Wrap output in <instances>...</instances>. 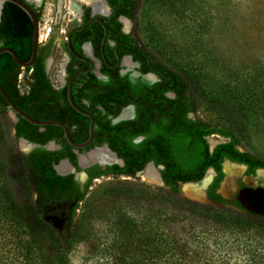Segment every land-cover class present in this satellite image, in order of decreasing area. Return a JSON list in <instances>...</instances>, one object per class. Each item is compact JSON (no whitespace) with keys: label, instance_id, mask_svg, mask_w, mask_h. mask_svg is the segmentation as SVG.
<instances>
[{"label":"trees","instance_id":"1","mask_svg":"<svg viewBox=\"0 0 264 264\" xmlns=\"http://www.w3.org/2000/svg\"><path fill=\"white\" fill-rule=\"evenodd\" d=\"M257 1L260 3L258 10L250 12L248 17L256 20L264 54V0ZM108 2L114 9V16L125 15L136 20L141 0ZM38 15L41 17L40 13ZM32 38L33 23L29 15L16 4L6 2L0 23V47L9 46L22 60H28ZM247 44L252 48V44ZM48 48L49 42L41 43L35 63L25 68L26 90L20 88V74L24 68L10 53H1L0 82L12 100L34 118L56 119L70 125L69 105L51 90L50 76L46 71ZM147 52L158 65L178 77L189 97L195 101L193 110L197 111L198 95L190 84L194 77L173 69L148 47ZM248 63L251 64L248 73L235 90L220 87L225 96L223 104L230 108L231 116L246 118L248 122L257 120L264 125V60L254 63L249 59ZM198 77L202 79L200 73ZM196 82L200 86L201 83ZM9 110L8 102L0 93V224L10 221L19 228L15 230L14 240L10 239L12 245L0 249V264H28L32 257L38 259V264H68L69 253L75 243L83 239L85 230L89 229L88 222L94 218L106 220L113 236L122 239L119 242L113 238L108 246L111 253L120 247L118 259L121 264H219L211 249V238L218 231L221 234L255 231L264 236V209L247 210L239 201L229 202L218 192L225 176V159L246 165L247 174L254 175L258 169H264V157L241 149L242 137L231 117L225 118L224 122L189 120L192 122L189 127L169 129L162 154H151L156 163L164 165L161 173L169 190L148 184L147 189L115 185L108 190L105 201H86L88 206L78 219L77 209L86 199L96 174L114 172L136 176L144 165H111L104 171L99 165L89 167L86 170L90 178L82 191L75 174L62 175L55 168L61 159L69 157L81 170L76 155L68 150L63 128L54 124L39 126L20 115L14 121ZM71 134L76 136L74 130ZM209 134H219L226 140L211 149L204 137ZM88 135L81 137L84 139ZM13 137H23L38 145L24 153L17 148ZM58 138L62 140L60 149L45 147L48 141ZM210 167L216 172L208 187V196L214 203L205 204L181 197V183L200 181ZM93 169L98 172L93 173ZM142 207H145L146 214L139 218L136 211L140 213ZM62 220L64 222L60 223ZM46 240L51 251L45 245ZM247 251L249 259L246 264H264L262 243L257 242Z\"/></svg>","mask_w":264,"mask_h":264},{"label":"rangeland","instance_id":"2","mask_svg":"<svg viewBox=\"0 0 264 264\" xmlns=\"http://www.w3.org/2000/svg\"><path fill=\"white\" fill-rule=\"evenodd\" d=\"M63 1V5H59V0H44L42 3L40 19L42 42L49 39L48 31L54 26L58 27L57 40L63 38L65 33L61 30L67 29L70 24L67 21L70 12L65 5L69 0ZM259 4L257 0H141L140 10L132 27H135L142 42L166 64L185 76H193L201 83L200 87L190 78V84L198 95V114L202 119L224 122L225 118L231 117L242 137L241 149L250 150L264 157V125L259 124L257 120L248 122L246 118L231 116L233 113L223 104L225 96L223 90H220L221 86L228 90H235L238 87V83L251 66L248 63L249 59L254 63L264 60L258 25L256 20L248 17L250 12L258 10ZM251 23H254L253 26ZM247 43L252 44V48H249ZM60 61L59 55L54 63H49L52 81L56 80ZM199 73L202 79H199ZM24 75L23 69L20 75L22 90L27 89ZM8 114L12 117L10 110ZM208 140L213 146L226 139L220 135H212ZM13 142L20 151L26 148L22 146L20 139L13 137ZM225 170L227 179L223 181L220 191L229 198L237 190L240 181H245L254 188H264L263 169H259L254 175H245L241 166L227 162ZM210 174L212 175V172ZM147 184L153 188L169 190L157 182L145 180L142 175H107L95 178L89 186L86 199L77 209L76 217L78 219L81 217L88 206V201H97V203L105 201L108 190L115 185H133L138 189H147ZM201 185V183L192 185L191 191L181 185L180 196L189 198L184 192L201 193ZM197 187L200 191L195 192ZM229 207L233 206L229 205ZM145 214V207L141 208L140 213L136 211V216L139 218H144ZM88 223L89 229L85 230L83 239L76 242L69 253L68 264H121L118 259L120 247L115 248L111 253L108 246L113 238L119 242L122 239L117 238V235L113 236L109 224L104 219L94 218ZM0 226V249L4 247L8 249L13 243L10 239L14 240V233L19 228L11 225L10 221H4ZM211 239L213 258L219 264H246L249 259L247 249L257 242L264 245V236L255 231L246 234H228V232L221 234V231H218ZM45 245L51 251L47 240ZM28 264H38V259L32 257L28 260Z\"/></svg>","mask_w":264,"mask_h":264},{"label":"flooded vegetation","instance_id":"3","mask_svg":"<svg viewBox=\"0 0 264 264\" xmlns=\"http://www.w3.org/2000/svg\"><path fill=\"white\" fill-rule=\"evenodd\" d=\"M74 1L78 8V14L72 15L70 13L67 17L70 24L67 29L61 30L65 33L63 38L57 40L56 29L58 27L54 26L48 31L47 37L49 36V39L42 42H49L48 51L50 54L46 59L48 74V59H51L50 63L52 64L60 55V69L56 73L55 81L50 78V84L54 95H58L62 101L69 105L68 119L70 125L64 123L69 128L71 138L75 142L86 141L90 136L91 118L72 106L70 96L80 108L91 113L95 120L94 136L88 145L77 148L65 137L68 150L76 155L77 165L81 168L78 170L69 157L63 158L76 168V172L69 174H75L80 189L84 191L90 178V173L86 169L94 165L101 166V171L106 170L111 165L123 167L127 163L131 166L143 164L142 170L146 169L148 165H153L159 168L161 173L164 165L156 163L151 154L156 156L162 154L169 129L189 127L192 123L189 120H206L200 117L198 110H193L196 103L189 97V93L182 86L178 77L169 73L163 66L158 65L156 60L147 52V46L136 33L135 27H132L135 20L125 15L114 16V9L108 0H103L108 12L97 11L93 5L85 1ZM43 2L44 0L41 1L40 5H37L35 1L31 2L41 16ZM62 2L64 4L62 0L59 1V5ZM65 5L68 8V3ZM39 18L41 19V17ZM124 19L130 22L128 28H126ZM119 22H121V26ZM46 50L43 51L46 52ZM72 108L79 115L75 114ZM72 130L76 133V138L72 136ZM86 133L89 135L83 139L81 136H85ZM212 135L219 134L204 135L211 149L218 144L212 148L208 140ZM79 136L81 138L77 139ZM50 141H54L58 147L49 150L61 148L62 140L60 138ZM50 141L45 144L46 148ZM97 149H104L106 154L113 155V160L109 161L98 156L89 162V165L82 167L80 165L81 156L87 155V162L91 160L89 152ZM147 157H149L148 160ZM225 161L223 162V171ZM246 169L244 174L252 175L247 174ZM82 171L87 174L84 182L78 175ZM92 172L96 173L98 170L93 169ZM107 175L131 176L127 173L108 172L96 174L93 179ZM215 175L216 172L214 177ZM225 178L226 173L223 181ZM205 180L202 183H205ZM223 181L218 192L229 202L239 201L243 207L245 206L239 199L242 192H262L264 195V188H254L245 181H240L237 190L229 198L220 191ZM261 209H264V206L260 207L258 211Z\"/></svg>","mask_w":264,"mask_h":264},{"label":"water","instance_id":"4","mask_svg":"<svg viewBox=\"0 0 264 264\" xmlns=\"http://www.w3.org/2000/svg\"><path fill=\"white\" fill-rule=\"evenodd\" d=\"M33 1L34 0H0V23L2 21L3 9H4V6H5V3L6 2H12V3L16 4L17 6H19L20 8H22L29 15V17H30V19H31V21L33 23L32 52H31V56H30V58L28 60H22L20 58V56L18 55V53L13 48H11L9 46H2V47H0V54L3 53V52L10 53L12 55L13 59L16 61V63L18 65H20L22 68L31 67L35 63L36 58H37V55H38L39 46L42 43L41 36H40L41 22H40V18H39L38 12L32 6V3L31 2H33ZM41 1L40 2L35 1V2H36L37 5H40ZM50 61H51V59H48V61H47V69L49 67ZM74 76H73V78H74ZM0 93L2 94V96L6 99V101L9 104L10 111H11V114H12V118H13L14 121H17L18 118H19L18 115H20V116L24 117L25 119H27L28 121H30L31 123L36 124V125H39V126H44V125H48V124L58 125V126H60V127L63 128L65 137L75 147H77V148L84 147V146L88 145L91 142V140L93 139V136H94V122H95L94 117L92 116L91 113L86 112L85 110H83L82 108H80L74 102L72 96H70V102H71L72 106L77 111H79V112H81V113H83V114H85V115H87V116H89L91 118V123H90V136L84 142H75L71 138L70 132H69V128L67 127V125L64 122H62L60 120H56V119H36L33 116H31L29 113L25 112L23 109H21L12 100V98L9 96L8 92L2 86L1 82H0ZM19 139L21 141H24L28 145L27 148H25V149L22 150V152H24V153L29 152L31 149L35 148L38 145L36 143L30 142L28 139L23 138V137L22 138H19ZM46 146H47L48 149H54V148L58 147V146L55 145V142L54 141H50ZM213 146H212V148H213ZM79 155H82V154L79 153ZM63 161H66L69 164L70 168H71L67 172H62L58 168L59 164L61 162H63ZM227 162H230V163H233V164H237V165L241 166L243 168V170L246 169V165L240 164V163H236V162H234V161H232L230 159H227L225 161V163H224V171L226 173V179H227V172L225 170V164ZM89 164L90 163L83 164V163H81V160H80V165L82 167H86ZM153 167L158 172V177H159V183L158 184H160V185H162L164 187H167L165 185V182H164L162 176H161V173H160L159 168H157L155 166H153ZM55 168H56L57 172L59 174H62V175L69 174L70 172H76V168L67 159H62L58 164L55 165ZM144 170L137 172L136 175H140L141 176L142 175V172ZM209 170L212 171V177L207 182V184L203 185L201 193H196L195 194V193H186V192H184L187 195V197H189L190 199H193V200H197V201H201V202H205V203H209V204H213L214 203V201L209 198L208 193H207V188L210 185V183L212 182L213 177H214V174H215L214 168L210 167L206 171L204 177L200 181H197V182H195V181L182 182L181 185L183 186L184 184H200V183L202 184V181L205 179V177H206L207 173L209 172ZM78 175L80 176L82 182H84L85 179L87 178V174L84 171L79 172ZM239 199H240V201L244 204V206L248 210L258 211V209L260 207L264 206V195L262 194V192H259V193H257V192L256 193H248V192L243 193L242 192V194L239 196ZM60 223H63V221H61Z\"/></svg>","mask_w":264,"mask_h":264},{"label":"bare ground","instance_id":"5","mask_svg":"<svg viewBox=\"0 0 264 264\" xmlns=\"http://www.w3.org/2000/svg\"><path fill=\"white\" fill-rule=\"evenodd\" d=\"M34 1L40 2L41 0H34ZM59 1L61 2L62 0H59ZM82 1L90 3L91 5H93L94 9L97 10V11L108 12V8L105 5V3L103 2V0H82ZM68 10L70 11V13L72 15H77L78 14V8H77L74 0H69ZM124 21H125L126 28H128L130 26V22L127 19H124ZM21 143H22L23 147H25V146H26V148L28 147V145L24 141H21ZM89 153L88 154H89V157H91V160H88L87 162H86V160H87L86 156L87 155L81 156V161H82L83 164H88L92 160H95L96 159L95 157H98V156H101L104 159L109 160V161L113 160V155L106 154L104 152V149H97V150H94V151L89 152ZM84 162H86V163H84ZM58 168L62 172H65V171L67 172V171H69L71 169V168L69 169V166H68V164L65 161H63L58 166ZM210 172H212V171L209 170V174H207L206 180L204 179L205 183H202L201 188L203 187V185L207 184V182L211 179L210 177H212V176H211ZM142 177L145 180H148V181H151V182H155V183L156 182L159 183L158 172L156 171V169L152 165H148L146 167V169L143 171ZM192 185L195 186V184H184L185 189L188 190V191H191V186ZM194 191L198 192V191H200V188L197 187Z\"/></svg>","mask_w":264,"mask_h":264}]
</instances>
